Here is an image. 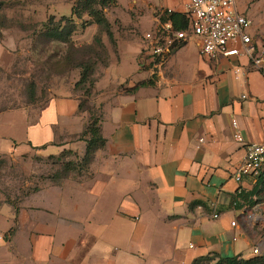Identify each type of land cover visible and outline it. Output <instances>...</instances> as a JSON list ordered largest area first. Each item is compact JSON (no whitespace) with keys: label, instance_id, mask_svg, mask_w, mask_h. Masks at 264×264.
Listing matches in <instances>:
<instances>
[{"label":"crops","instance_id":"0c3cea01","mask_svg":"<svg viewBox=\"0 0 264 264\" xmlns=\"http://www.w3.org/2000/svg\"><path fill=\"white\" fill-rule=\"evenodd\" d=\"M184 1L143 0L142 17L130 18L127 29L115 34L119 55L95 85L105 147L95 153L87 176L43 185L18 210L0 206V264H193L210 254L255 257L264 227H247L234 201L252 192L258 179L237 182L234 175L246 145L264 139V74L244 57L204 59L192 39L172 51L163 76L132 91L149 79L140 71L143 45L133 29L150 31L156 8L182 13ZM238 10L250 19L253 38L264 43V0L238 2ZM79 104L72 92L52 97L34 116L0 114V158L20 156V145L27 153L71 144L89 121ZM233 119L243 144L234 139ZM78 144L86 150L84 141ZM262 197L264 192L252 199ZM213 205L218 219L212 218Z\"/></svg>","mask_w":264,"mask_h":264},{"label":"rangeland","instance_id":"374dc122","mask_svg":"<svg viewBox=\"0 0 264 264\" xmlns=\"http://www.w3.org/2000/svg\"><path fill=\"white\" fill-rule=\"evenodd\" d=\"M75 0H0V114L19 111L36 115L54 96L72 93L86 100L84 86L76 88L81 78L80 64L84 61H97L94 74L96 82L108 73L112 59L118 57V44H112L107 34L97 24H82L79 21L76 32L69 44L49 38L43 24L51 15L57 19L71 16ZM117 0L115 7L106 9L105 14L112 25L114 35L127 29L129 19L142 17L139 7L143 0ZM164 0H148L159 3ZM252 0H237L242 4ZM160 9V8H156ZM243 13V12H242ZM247 15V14H246ZM88 16L83 22L90 21ZM136 39H141L144 30L133 29ZM119 36V35H118ZM101 38L109 56L107 66L103 49L95 44ZM192 41V40H191ZM140 58V56H139ZM142 74L147 73L140 70ZM89 97V106L95 109L97 119L101 116L100 107L95 101L96 90ZM100 111V112H99ZM73 139L71 144L45 149H32L19 146L20 152L0 159V206L18 205L24 198L40 190L43 185L78 180L87 176L82 157L85 149ZM14 155V154H13ZM264 203V197L257 203ZM215 260L212 264H215Z\"/></svg>","mask_w":264,"mask_h":264},{"label":"built area","instance_id":"2783aa9c","mask_svg":"<svg viewBox=\"0 0 264 264\" xmlns=\"http://www.w3.org/2000/svg\"><path fill=\"white\" fill-rule=\"evenodd\" d=\"M175 12L170 8L155 11V26L144 33L143 47L140 53V70L148 72L149 79L163 76L168 57L172 51L198 39L200 55L207 60L220 58H247L251 69L264 74V43H258L251 34V21L245 13L238 10L237 0H185L182 14L188 22L186 29H178L169 19ZM236 74L240 69L235 70ZM247 98L246 95L243 96ZM234 139L243 144L238 121L232 120ZM203 141V140H201ZM264 172V139L258 143L246 145V155L238 166L234 179L241 182L244 177L258 178ZM239 219L247 227H264V208L249 207L240 200L234 201ZM213 219L220 214L213 205ZM237 220L232 222L236 227ZM261 245L252 250L254 256L264 254V237Z\"/></svg>","mask_w":264,"mask_h":264},{"label":"trees","instance_id":"16d2710c","mask_svg":"<svg viewBox=\"0 0 264 264\" xmlns=\"http://www.w3.org/2000/svg\"><path fill=\"white\" fill-rule=\"evenodd\" d=\"M117 4V0H75L72 7L71 16H62L60 19H57L54 15H51L48 21L43 24V27L50 39L62 42L64 44H69L71 42L72 35L78 28L79 21H81L82 24H97L107 34L110 42L115 44V35L112 31V25L107 19L105 11L106 9L115 7ZM85 16H88L91 20L83 22ZM169 19L178 29H186L188 26V22L182 13L173 12L169 16ZM94 41L96 46L103 49L102 52L106 54L107 57L104 61H102L101 64L107 66L109 62V56L105 50V45L99 37H96ZM97 66L98 62L96 60L84 61L80 64L81 78L77 82L76 88L83 85L85 96L91 97L90 94L92 90L95 89L96 80L94 79V74L96 72ZM151 84H153V81L148 79L139 83L134 89H132V91L136 90L140 86ZM89 97H87L86 100L79 98V110L80 112H87L89 114V121L82 134L77 138L78 140L84 141L86 143V150L81 160L83 167L86 169H88L89 165L92 163L95 153L98 150L104 148L106 145V139L102 135L100 125L102 113L97 119V115L94 113L95 109H92V107L89 106ZM45 148L47 147H42L40 149ZM257 179L258 184L255 186L252 192L241 193L239 195L240 200L245 202L250 208L255 206L257 203V200H253L252 198L264 192V172H262V174ZM13 206L17 209L16 205ZM215 260H217L215 264H264V254L252 257L250 259H240L238 257L223 258L217 254H210L195 260L193 264H212Z\"/></svg>","mask_w":264,"mask_h":264}]
</instances>
